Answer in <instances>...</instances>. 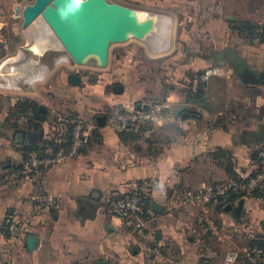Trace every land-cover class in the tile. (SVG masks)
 <instances>
[{
  "label": "crops",
  "instance_id": "obj_1",
  "mask_svg": "<svg viewBox=\"0 0 264 264\" xmlns=\"http://www.w3.org/2000/svg\"><path fill=\"white\" fill-rule=\"evenodd\" d=\"M112 1L165 9L177 25L176 44L162 54L139 51L135 43L117 45L107 68L78 72L81 81L71 84L68 108L98 127L78 157L42 170L24 163L23 145L52 150L51 140L66 138L65 125L49 104L39 103L45 113L39 131L21 135L11 129L13 163L0 176V264H225L229 252L245 249L261 250L262 258L264 251L249 241L264 235V196L242 200L235 216L225 210L228 201L202 210L187 204L185 194L248 176L259 166L264 126L257 132L255 124L262 116L264 83L240 76L245 96L232 97L229 70L194 93L193 75L226 64L227 54L207 56L186 42L239 36V24L264 19V0ZM236 71L264 74L244 66ZM153 102L165 103L170 118L138 137L123 139L106 123L103 113L110 106L133 109ZM136 187L145 189L151 202L142 239L106 205L107 196ZM38 193L54 196L57 206L42 208L35 200ZM9 216L28 220L25 235L7 234ZM200 216L210 223L198 222Z\"/></svg>",
  "mask_w": 264,
  "mask_h": 264
},
{
  "label": "rangeland",
  "instance_id": "obj_2",
  "mask_svg": "<svg viewBox=\"0 0 264 264\" xmlns=\"http://www.w3.org/2000/svg\"><path fill=\"white\" fill-rule=\"evenodd\" d=\"M34 0H0V64L3 63L10 57L16 56L19 50L28 42V37L24 34L22 28L23 16H18L17 11H22L23 8L32 3ZM155 7L145 8L139 7L138 9L154 11L160 13H166L165 9L155 4ZM170 15V14H169ZM259 22V24L257 23ZM259 25L257 32L258 36L256 39H252L248 36L245 31H239V36L228 33L225 40H213L210 37L202 40H191L186 43L189 44L191 50L201 51L204 55L212 56L220 52L227 54V57L232 58L233 60L240 62L244 67L257 72L264 71V19L261 18L257 21ZM244 23V22H243ZM242 23V24H243ZM239 24V30L241 25ZM232 29V27H231ZM177 37V25L173 23L172 29V43L171 49L176 44ZM204 38V37H203ZM135 43L140 45L142 48L139 51L152 52V50L146 43L131 39L124 43H118L111 46L109 51V58L113 48L117 45ZM198 44L201 45L199 48ZM168 49V50H171ZM168 50L157 51V54H162L168 52ZM51 59V54L49 50L47 51L44 60ZM94 60L92 59L89 64L86 65H76L67 62H62L54 66L49 75L45 80L39 81L36 83L32 90L19 91L15 89H10L6 87H0V176L4 178L7 173L6 167L13 163L12 148L14 147L13 139H10L12 136V131L10 129L11 121L10 113L15 109L16 104L21 98H32L37 100L38 103L49 104L51 106V114L56 116H62L65 113L74 112L68 108L69 104L72 101V85L69 82V74L78 73L79 71H85L84 68H96L94 66ZM108 66V65H107ZM107 66L105 68H107ZM217 67L222 68L223 74L217 75L214 77H226L228 71L230 70L233 88L229 93L233 94L232 97L241 98L245 96V90L239 87V83L242 82L240 75L236 70L233 69V66L230 62H227L224 65H219ZM105 68H101L102 70ZM193 77H197L196 74ZM212 77L205 85H203L198 77L193 79L197 80L194 83V88L192 91L194 93L202 92L204 87H207L208 83L214 78ZM237 82V83H236ZM198 84V85H195ZM196 91V92H195ZM36 98V99H35ZM263 111L262 116L256 120L255 129L259 132L260 128L264 126V105H262ZM244 110L238 108V113L243 114ZM14 119V118H13ZM13 121V120H12ZM89 122V121H88ZM258 148V147H257ZM261 153H258L259 156L264 157V143L259 146ZM259 167V166H258ZM257 167V168H258ZM7 222V221H6ZM7 229V228H6ZM7 234L11 237H20L12 236L8 229L6 230Z\"/></svg>",
  "mask_w": 264,
  "mask_h": 264
},
{
  "label": "water",
  "instance_id": "obj_3",
  "mask_svg": "<svg viewBox=\"0 0 264 264\" xmlns=\"http://www.w3.org/2000/svg\"><path fill=\"white\" fill-rule=\"evenodd\" d=\"M22 16L23 32L30 39L22 46L26 52L45 57L46 52H42L36 35L43 19L62 43L73 64L80 66L89 64L93 59L94 66L105 68L111 46L131 39L146 43L152 50L156 44H164V50H168L172 43L171 15L141 10L112 0H34L23 8ZM80 81L78 73L69 74L71 84L78 85ZM254 81L264 83V74L255 76ZM143 108L148 110L149 106ZM97 123L102 125L104 118L99 117ZM242 203L240 201L237 207L229 203L225 210L238 216Z\"/></svg>",
  "mask_w": 264,
  "mask_h": 264
},
{
  "label": "built area",
  "instance_id": "obj_4",
  "mask_svg": "<svg viewBox=\"0 0 264 264\" xmlns=\"http://www.w3.org/2000/svg\"><path fill=\"white\" fill-rule=\"evenodd\" d=\"M17 15L21 16L22 11H17ZM223 69L217 66L206 68L199 75V81L205 85L212 77L223 74ZM107 125L115 132L138 130L141 124L155 125L164 122L170 118V112L163 102H153L146 110L140 108L129 109L119 105H113L104 111ZM60 119L65 124H72L73 131L71 143L67 149L61 148L50 156L39 157L36 153L31 154L30 166L37 170L45 169L53 164L64 160H69L78 157L81 154V149L85 148L92 135L94 125L86 119L71 113H65L60 116ZM262 181V178H251L247 181L229 180L220 184L207 186L199 191L186 192L185 202L191 205H198L202 210L207 209L209 205L217 201H227V196L232 190H241L246 194H250ZM146 190L141 187H136L131 193L124 198L115 199L112 195L107 196L106 205L108 211L119 217L125 226L130 228L139 239L145 238L147 235V218H143L140 214L143 212L145 204V195L138 192ZM35 200L42 208H53L57 206V200L54 196L47 193H38ZM198 222L205 223L209 220L200 216ZM7 229L12 236H23L28 230V220L7 217ZM255 262L262 251L258 249H245L242 253ZM241 254L237 251H231L226 257L225 264H234Z\"/></svg>",
  "mask_w": 264,
  "mask_h": 264
},
{
  "label": "trees",
  "instance_id": "obj_5",
  "mask_svg": "<svg viewBox=\"0 0 264 264\" xmlns=\"http://www.w3.org/2000/svg\"><path fill=\"white\" fill-rule=\"evenodd\" d=\"M259 25L257 23L253 22H244L241 25L240 31H245L249 37H251L253 40L257 38L259 35L257 32ZM223 59L227 62H230V64L238 70L240 67H243V65L240 62H237L233 60L230 57H224ZM201 72L196 74V76L199 79V75ZM195 77V78H197ZM195 79L194 77H192ZM16 108L13 109V111L10 113V129H14L16 133L23 135L26 130H35L39 131L42 123L45 121V113L40 111L39 108V103L37 100H34L32 98H21L18 100ZM74 115H77L73 113ZM14 118V119H13ZM13 120V121H12ZM65 129H66V138L63 142L57 143L54 142L53 140L50 141L48 147V150L45 148H41L39 146H29V145H23L21 147L22 155H23V161L26 165H30V159H31V154L36 153L39 157H44V156H50L53 153H55L57 150L64 148L67 149L71 143V137H72V131H73V126L72 124H65ZM98 129V127H97ZM96 127L92 130V135L90 137V141L88 145L81 149V153H83L86 148L90 145L93 137L96 134ZM152 129V125L150 124H141L138 128V130H133V131H123L119 132V135L123 139H128V138H134L138 137L141 133ZM256 158L259 160L260 164L259 167L256 168L250 175L248 176H241V175H236L233 180L237 181H247L250 180L251 178H262L261 183L252 190L250 194H246L245 192L241 190H232L229 192L227 196V201L230 203H239L242 200H245L250 197H263L264 196V157L259 156L258 153L256 154ZM24 167V166H23ZM23 170V168H22ZM138 192L142 193L145 195V204L143 207V212L140 214L143 218H148L149 216V211L151 207V202H150V197L147 193L144 194L142 190H138ZM131 193H113L111 194L113 198L115 199H120L124 198L125 196L129 195ZM7 222L5 224V227L7 228ZM5 228V230H7ZM250 246L260 248L264 251V235L255 237L249 241ZM237 261H240L241 264H264V256L262 258H259L255 263L251 262L250 258L245 257L243 254H241L238 258Z\"/></svg>",
  "mask_w": 264,
  "mask_h": 264
},
{
  "label": "bare ground",
  "instance_id": "obj_6",
  "mask_svg": "<svg viewBox=\"0 0 264 264\" xmlns=\"http://www.w3.org/2000/svg\"><path fill=\"white\" fill-rule=\"evenodd\" d=\"M36 35L42 52L47 53L49 50L51 59L44 60L21 48L16 56L0 64V87L19 91L32 90L37 82L49 75L54 66L62 62H72L62 43L43 19L40 20ZM165 47L164 44H156L153 50L162 51Z\"/></svg>",
  "mask_w": 264,
  "mask_h": 264
},
{
  "label": "flooded vegetation",
  "instance_id": "obj_7",
  "mask_svg": "<svg viewBox=\"0 0 264 264\" xmlns=\"http://www.w3.org/2000/svg\"><path fill=\"white\" fill-rule=\"evenodd\" d=\"M240 76L246 81H253L254 79V76L249 72L240 73ZM257 76L259 75L257 74Z\"/></svg>",
  "mask_w": 264,
  "mask_h": 264
}]
</instances>
